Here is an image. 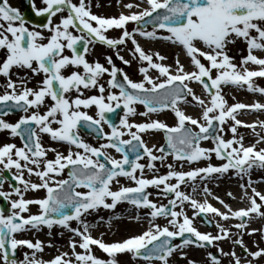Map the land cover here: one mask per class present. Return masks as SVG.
<instances>
[{"label":"snow or ice","instance_id":"obj_1","mask_svg":"<svg viewBox=\"0 0 264 264\" xmlns=\"http://www.w3.org/2000/svg\"><path fill=\"white\" fill-rule=\"evenodd\" d=\"M42 4L36 15L46 14L47 23L42 29L47 30L48 35L42 30H30L18 10L11 7L8 0H0V50L4 51L0 76L5 79L0 93V131H8L10 136L20 137L22 141L20 147L13 143L0 144V172L14 170L9 191L3 190L8 177L0 176V198L9 205L7 214L0 209V264H118L117 254L124 253L131 254L133 259H142L145 264H153V261L169 264V258L176 252L186 264H196L184 252L189 246L215 247L220 255L209 251L211 264H221L220 257H227L229 264H258L259 260H264V248L256 245L254 251L249 250L243 240L245 234L253 236L259 231L264 241V229L249 227L252 219H264V193L253 186L250 176L253 168L264 169V147H258L264 143V121L245 123L237 119L241 110L264 112V103L229 105L222 95V86L232 85L247 86L249 92L264 96V87L253 83V78L264 77V57L254 54V50L264 51V0H138L123 5L128 14L108 18L93 14L86 0H42ZM58 14L59 21L53 24V17ZM129 22L136 25L132 31L126 27ZM149 24L151 31L145 27ZM109 29L120 30L119 36L109 38L106 35ZM137 35L181 47L190 59L192 70H186L178 57L173 65L165 64L166 57L142 48ZM237 40H242L247 50L239 67L227 53V46ZM97 42L115 50L116 58L124 65H130V61L120 55L119 46L131 42L132 48L128 51L137 61L142 79L133 81L113 64L111 56H105L109 67L98 61L90 63L86 54L90 51L89 45ZM81 43L82 50L77 47ZM66 50L70 55L65 54ZM248 64L258 66V70H249ZM13 68L25 70V76L17 75L13 80ZM69 68L74 70L65 74ZM150 70L158 75L154 78ZM28 72L33 77L42 76L35 87L27 86ZM106 73L109 76L107 92L99 83ZM118 74L122 79H118ZM191 82L201 85L207 99L194 92L189 86ZM91 88L98 94L84 96L83 90ZM113 89H118V93ZM181 104L198 106L200 114L197 117L187 114ZM136 105H142L145 110L137 113ZM121 106L124 114L118 124L113 123L106 114L115 113ZM93 107L95 114L90 115L88 110ZM164 110L173 113V125L150 118L151 114ZM14 111L24 115L16 122L3 118ZM136 115L149 119L129 122L128 118ZM82 124L107 142L99 147L86 143L77 131ZM105 124L110 129L107 133L103 129ZM225 125L231 138L224 137ZM240 127L251 129L255 142L245 145L244 137L238 133ZM257 128L260 132H256ZM149 131L164 133L167 150L164 145L147 146L141 134ZM125 134L129 139L121 138ZM43 135L53 142L67 144V154L44 147ZM208 140L213 146L202 147L201 141ZM73 146L76 151L72 150ZM107 149H114L120 158L109 155ZM49 152L54 154L53 159L48 158ZM213 154L225 162L219 166L209 163L188 171L176 170L169 164L165 175L153 174L151 178L144 173L145 168L155 169L154 162L163 163L168 156L181 165H191L210 160ZM144 157L148 161L146 165L139 163ZM65 169H70L68 178L57 179ZM230 170L241 181L239 187L247 200L246 207L233 210L214 196L206 183L201 189L204 196L217 200L225 211L214 207L207 198L197 200L191 193L180 190L181 184L191 181L195 192L197 179L204 182L212 179L213 174L221 176ZM25 173L29 179L25 178ZM32 176L39 182L32 181ZM245 177H248L246 181ZM120 178L131 181L134 186L120 184ZM173 180L175 183L171 182ZM114 183L116 190L112 188ZM149 187L161 189L172 198L167 204L157 205L149 199L150 193L146 191ZM37 190H43L45 196L25 198L26 192ZM226 195L232 197L231 192ZM121 202H127L136 210L148 209V227L116 242H105L103 233L94 238L91 229L95 225L84 217L90 210H114ZM185 204L193 210L191 217L184 211ZM30 205L38 206L37 214L31 213ZM197 216L209 225L215 223L216 234L199 231L193 225ZM157 217H165L166 224H157ZM214 217L224 222L239 220L230 226L236 229V238L232 239L230 227L215 222ZM133 218L139 220L140 216ZM73 221L77 227L71 226ZM107 223H111V218ZM54 225L72 234L68 241L70 253L59 252L49 260H42L37 256L43 251L40 240L17 238V234L28 229L39 230L42 226L52 229ZM177 238L181 243H174ZM225 240H232L233 246L240 247L245 258L242 260L234 250L225 252L220 248ZM93 246L105 253L107 259L98 258ZM19 247L32 250L31 255L25 254L24 259L18 261L15 250ZM77 248L82 251L77 252Z\"/></svg>","mask_w":264,"mask_h":264},{"label":"rangeland","instance_id":"obj_2","mask_svg":"<svg viewBox=\"0 0 264 264\" xmlns=\"http://www.w3.org/2000/svg\"><path fill=\"white\" fill-rule=\"evenodd\" d=\"M128 0H125V2H127ZM133 1V0H131ZM35 6L37 9L43 7L42 4V0H35ZM73 2H76V0H73ZM129 2V1H128ZM86 3H90V8L96 12H104L106 9L103 8L104 7H109L108 4L106 3H102L101 4L97 1V0H86ZM8 4H13V0H8ZM114 8V11H112L111 13H109L106 16H110V15H118L120 12L117 13L118 9V4H117V0H114V4L112 5ZM110 10V9H108ZM117 13V14H116ZM55 20H59L58 16L53 17V23ZM130 25V24H129ZM129 25L127 27H129ZM44 35H48L47 30H42ZM161 34L162 30H159ZM74 34V32H73ZM160 43L162 44L161 47H159L158 49L155 48V50L153 52H158V50H160L161 53L164 57L168 58L169 61H171V63H169V65H173L174 64V59L173 57H171L168 53V47L169 49L172 48V43L160 40ZM90 51H91V55H88V58H86L90 63L92 62H104L105 61V56H111L113 55V50H111L108 47H105L101 44L95 43L94 45H90ZM146 50V48H144ZM147 51V50H146ZM96 57L95 56V54ZM227 53L229 56H231L233 58V62H235L237 64V66L239 67V62L242 56H245L247 54V50H246V45L242 40H237L235 44H230L227 46ZM264 54V51H260V50H254V54ZM182 58L179 59L180 63L184 65V67H188V69L186 70H191V65H190V60L185 58L184 54H181ZM92 56V58H91ZM125 60H129V58H127V56H125V54L123 55ZM113 58V57H112ZM171 58H173V60H171ZM115 61V60H113ZM203 62V61H202ZM167 64V63H166ZM118 65V64H117ZM250 64L247 65V67ZM125 68L128 67V65L124 66ZM74 69H66L65 72H70ZM3 83H5V81H3ZM99 83H101L99 81ZM254 84L258 87H264V80L262 81H257L254 82ZM225 88V87H224ZM235 88H231V86H227L226 88L222 91L223 95L225 97V99L227 100V102L229 103V105H231L236 101V95L238 92H242V90H238L239 88L232 90ZM244 91H246L247 89H243ZM248 91V90H247ZM196 94L197 92L194 91ZM248 93V92H247ZM73 96H75V92L72 93ZM245 96H248L247 94L244 93ZM233 97L235 99H233ZM251 99V98H250ZM181 107L183 108V110L187 113H189V115L195 116L197 117L200 114V108L198 106H193V105H185V104H181ZM173 116V115H170ZM239 116H237L238 119ZM165 118H167L165 116ZM242 119V118H241ZM260 119H263L264 121V116L260 117ZM169 123L174 124L175 120L174 117H171L170 119H168ZM230 123V122H229ZM256 132H260V129L257 128ZM238 133L239 135H242L244 137V144L245 145H249L253 142H255L256 140V136L255 134L252 132L251 129L247 128H243L240 127L238 129ZM224 137L227 138H231V133L228 132V125L224 126ZM2 143H13L15 144L17 147L19 146L17 139L13 138L12 136L9 137L7 136V134L5 133L4 135L2 134V136L0 137V144ZM90 145L92 146H96L97 143L94 142H90ZM52 148L57 149L58 151L67 154V150L68 148H64V147H58V145L56 143H51ZM201 146L206 147V148H210L212 147V142H202ZM258 147H264V143H261L258 145ZM157 155H159V153H155ZM48 158L49 159H53L54 158V154L52 152L48 153ZM148 161H144L142 162V164L147 163ZM225 161H221L216 159L215 155L213 154L210 160H203L202 162L193 164V165H189L188 163H184L183 165H181V163L179 162L178 164H174L172 163L171 159H165V161L163 163L159 162L158 164L155 165V169L153 170H149L146 169V171L144 170L145 176L147 178H151L153 176V174L156 175H165L166 172L168 171L167 165L171 164L176 170H190L191 168H196V167H205V165L207 166L209 163L213 164H221L224 163ZM14 172V170H13ZM65 175V172L62 173L61 177ZM25 176H27V173H25ZM250 176L251 179L253 180L254 184L253 186L256 187V189L258 191H261L263 193L264 190V169H259V168H253L250 172ZM35 177V176H32ZM248 179V177H245V181ZM34 182H39L38 179H36ZM172 183H175V181H171ZM120 183L123 184L124 186L127 185H131L133 184L131 181L126 180L124 178H120ZM196 186H197V191L193 192L192 190V184L193 182L189 181L186 184H181L180 186V190L186 193H191V195L196 198L197 200H202L204 198H209V197H205L204 193L201 191L204 183L207 184V187L211 190L212 194L214 196L220 197V198H224L225 200L236 202L238 203L237 205H235L236 207H246L247 206V200L246 198H244V192L243 190L239 187V184L241 183L240 179L238 178V176L235 174V172L233 170H230L228 173L223 174L221 176H213L212 179L210 180H206L204 182H201L199 179H197V181L195 182ZM163 186H161L162 189ZM113 190L115 189L114 187H112ZM161 189L160 192H158L157 194H151V198L155 199V202H157V205L163 203V204H167L168 202V197L163 196V194H161ZM9 187L5 186L4 191H9ZM231 192L232 193V197L230 198L229 196L226 195V193ZM160 193V194H159ZM155 195V196H153ZM45 196V192L43 190H37L35 192L33 191H28L25 193V198L26 199H39V198H43ZM212 198V197H211ZM213 199V198H212ZM209 200V199H208ZM243 203L242 205L240 204ZM30 211L32 214H37L38 213V206L37 205H30L29 206ZM178 210V209H176ZM148 209H139L136 210L133 206L132 207H126L124 205H119V207L114 211V212H110L107 211L106 209L100 208L97 211L93 212L90 211L89 214H87L84 219L92 225H95L94 228L91 229V234L94 238L100 237V234L103 233V240L105 242H116V241H120L122 239L127 238L130 235H135V234H139L141 231L145 230L148 227V217H147V213H148ZM184 211L185 213L191 217L192 216V212L193 210L187 205L185 204L184 206ZM140 216L139 220L134 219L133 217H135L136 215ZM211 215V214H209ZM118 216L119 219H116L114 217ZM101 218H103V222L101 221ZM111 218V223H107V221H109V219ZM218 217H214L215 222L219 221L218 223H223L225 224L226 227H230L231 225H234L235 223H239L240 221H232L229 220L227 222L224 221H220L218 220ZM157 224H160L161 226H163L164 224H166V218L162 217V218H156L155 221ZM193 224L201 231H205V232H211L212 234H216V227H215V223L214 226L208 230L206 229L204 223L202 222V219L200 216H197L194 220H193ZM71 226L72 227H77L76 222H71ZM250 228H255V229H264V219H261L260 217H256L254 219L251 220ZM230 231L232 233V239L236 238V229L234 227H230ZM261 233L258 231L255 235L253 236H249L247 234H245L243 236V240L245 245L249 248V250H255L256 245H259L260 247L264 248V241L261 240ZM17 238H25V239H29L33 242H35L36 240H40L42 242L43 245V251L41 253H37V256L39 259L42 260H49L51 259L53 256L57 255L59 252H71V250L68 247V241L70 238H72V234L70 232H68L66 229H63L60 226H56L54 225L52 227V229H48L46 226H42L39 228V230L36 229H28L25 232L19 233L17 234ZM51 245V246H49ZM220 248H222L225 252H229V251H235V253L241 257V259L243 260L245 258V253L242 252L241 248L238 246H233L232 244V240H225L223 242L220 243ZM93 253L101 259H107V256L103 254V252L101 250H99L96 246H93L92 248ZM212 250L215 252H218L217 249L215 247H212ZM77 252L82 251L81 249L77 248L76 249ZM20 252H21V260L22 261L24 259L25 254L31 255L32 250L26 248V247H20ZM184 252L186 253L188 258L193 259L196 264H211V262L208 260V256L207 253L209 252L208 249L206 248H197V247H187L184 249ZM219 253V252H218ZM180 256L179 252L174 253L170 258H169V264H186V260L184 259L183 261H178L176 260V258H178ZM221 259V264H229V259L227 257H220ZM117 261L118 264H145L143 262H141L139 259H133L131 254L129 253H124V254H117ZM156 264H158V262H154ZM258 264H261L260 260L258 261Z\"/></svg>","mask_w":264,"mask_h":264},{"label":"bare ground","instance_id":"obj_3","mask_svg":"<svg viewBox=\"0 0 264 264\" xmlns=\"http://www.w3.org/2000/svg\"><path fill=\"white\" fill-rule=\"evenodd\" d=\"M263 193H264V190H263ZM237 204H238V203H237ZM240 204H243V203L240 202ZM235 205H236V204H235Z\"/></svg>","mask_w":264,"mask_h":264}]
</instances>
